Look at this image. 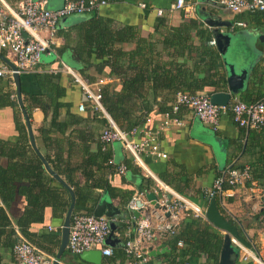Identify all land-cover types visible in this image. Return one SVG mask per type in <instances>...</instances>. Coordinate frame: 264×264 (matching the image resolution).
Here are the masks:
<instances>
[{"label": "crops", "instance_id": "1", "mask_svg": "<svg viewBox=\"0 0 264 264\" xmlns=\"http://www.w3.org/2000/svg\"><path fill=\"white\" fill-rule=\"evenodd\" d=\"M6 1L16 5L20 0ZM44 1L47 8L51 10L58 9L63 4V0ZM175 1L107 0L106 5L98 11L92 10L81 14L71 13L61 17L57 23V39L52 50L41 54L40 61L34 65L33 69L20 73L22 105L17 100L14 79L10 80L6 76H0V139L11 141L10 143L16 142L19 138L17 123H20L25 126L30 140L22 112V108H24L27 112L36 146L40 147L41 155L47 153V150L50 155H54L56 152L55 155L62 161L63 170V173L58 175L66 184H68L66 180L68 176L78 180L81 186L89 185L92 179H102L101 182H107L121 193L125 199L127 194L133 193L132 197H134L141 193L142 187L143 193L153 191V179L147 174L145 170L147 169L158 177L162 175L167 179V182H164L165 184L204 209L210 201L205 195V191L211 188L214 179L222 173L231 168H239L244 165H248L250 170L256 172L264 170V130L239 126L233 120L230 111L221 114L217 126L214 127L199 119L191 110L185 107H181L177 113L181 123H170L161 129L157 135L158 146L166 156L156 157L149 153L143 154L145 169L135 165L132 156L121 141L115 140L103 143L100 140V134L107 126L106 118L101 112L92 108L80 85L74 82L72 76L63 70L64 66H69L84 77L80 69L86 65L84 59L90 58L93 66L87 71L94 80L90 81L86 76L84 78L91 83H95L98 79H104L103 84H111L117 91H121V76H110L109 66L102 64L100 57H97L93 52L87 54L89 49L93 51L94 48L84 46L91 24L90 19L95 16L101 19L109 18L115 30L130 27L133 34L130 40L117 44L122 49H133L139 42L149 43L150 50L143 51L144 58L157 59L159 62H167L175 58V63H183L184 67L193 69L194 64L204 59V56L201 58L199 52L193 48L185 50L182 55L178 56V52L173 48L162 50L160 41L166 35L168 28L172 29V26H179L183 21L195 19L199 26L190 30L192 47H200V44L207 40L209 46L216 50L219 55L221 61L219 76H222L224 75L222 73L226 71L225 58L220 53L212 33L215 26H211L205 21V19H210L211 23L218 22L222 24L219 29L230 37L225 57L227 55V59L235 62L240 70H246V77L238 86L237 91L232 92L230 102L234 100L243 101L241 95L246 92L247 94L249 92L256 95L262 94V97H264V33L261 26L249 21L246 11L233 13L211 0H184L187 11L174 8ZM158 10L161 11V14L157 13ZM159 17L165 18L163 24H159ZM237 22H243L244 25H238ZM198 29H202V31L200 32ZM261 35H263V41L260 39ZM64 46L66 48L60 50ZM0 56H2L0 57V66L7 64L4 59L14 64L16 62L15 54L8 48L0 47ZM119 63H122V67L119 68L120 73L125 74L127 72L129 75L134 76L141 72V66L137 62L134 65L133 62L122 59ZM143 72L145 73V71ZM43 73H59L58 83L64 89L63 96L60 98V103L63 105L57 118L59 130L55 126L52 127L54 129L49 130V134L54 141L53 146L50 144L47 148H42L38 128L42 125L46 129L50 128V115L45 119L43 110L34 103L35 96L40 95L42 92L39 74ZM207 74L208 72H198L196 75L202 79ZM191 79H193V76ZM220 79L218 78V81L221 83L222 80ZM147 86L151 89L153 82L143 80L138 88L141 95L134 93L129 98V103L133 104L135 101L136 104L142 103L141 100L146 95L145 91L149 90ZM225 87L224 81V86L219 91L225 89ZM212 89L210 86H205L195 93H210ZM154 90L161 93L155 97L157 102L165 100L164 95H170L166 94L170 93V89L162 86H157ZM181 92L190 93L188 91ZM12 94L15 95L12 96ZM81 102L84 103V110L79 109ZM163 112L156 105H153L152 110L145 115V120L137 126L142 128L143 131H156L163 119ZM17 114L20 116L18 121ZM142 137V133H138L135 139L140 140ZM104 153L109 154V160H112L115 166L128 162L132 163L133 167L126 168L124 173H120L117 168L115 169V166L113 168L109 166L107 161L102 160L104 159L102 157ZM90 158L92 163L88 160ZM7 163L8 158L0 155V165L5 166ZM254 182V184L244 182L232 188H226L222 194L216 196V200L224 217L237 227L241 236L248 237L252 245L251 249L255 252L260 251L264 256V250H261L264 234V207H262L260 200L261 196L264 195V179L261 184ZM22 184L27 183L26 181L17 183V185ZM69 187L74 193L73 187ZM68 193L67 196H69L68 199L71 203V194ZM93 196L96 197V201L91 203L93 211L104 199L117 206L124 213V217H109L117 218L119 221L113 222L111 233L107 238L109 239L107 244L111 248H123V240L135 235L136 221L132 216L136 217L132 210L129 209L128 204L123 206L118 196L113 197L102 186L94 188ZM140 199L145 203L141 209L142 214L149 212L151 217L155 218V209L145 198V195ZM25 207V196L17 191L7 209L13 222L22 216ZM67 210L50 205L45 206L42 219L28 225V240L57 259L58 264H96L80 258V254L69 252L66 246L60 251L62 229ZM82 213L84 212L82 211ZM72 214L74 213L72 212ZM207 222L211 224L208 220ZM120 225L125 227L123 233L118 229ZM7 230L10 231V228H7ZM218 230L224 236L225 241L226 232L221 229ZM173 240L174 236H168L157 241L152 246L153 248L164 244L168 250L155 257L148 255V262L151 260L152 264H169L162 258V255L172 251L170 243ZM231 245L233 254L230 255V259L234 261L233 264H248L242 261L241 250L232 240ZM177 247L180 246L177 245ZM106 259V257H102L99 264H105L106 262L111 264ZM220 260L221 251L216 262H212L211 259L202 254L198 258L192 259L189 264H219ZM115 262L120 264L139 263L133 256L128 254L123 259L116 258ZM0 264H17L12 248L3 243H0Z\"/></svg>", "mask_w": 264, "mask_h": 264}, {"label": "trees", "instance_id": "2", "mask_svg": "<svg viewBox=\"0 0 264 264\" xmlns=\"http://www.w3.org/2000/svg\"><path fill=\"white\" fill-rule=\"evenodd\" d=\"M247 14L248 20L261 26L264 33V11L247 12ZM90 20L91 24L84 41V46L87 45L89 48L94 49L93 51L89 49L87 54L93 52L97 57H100L101 63L109 66L110 76L117 75L122 78L121 91H117L108 83L101 85L102 105L122 130H130L140 125L145 120V115L152 110L153 105H156L162 112L168 110L177 92L188 91L195 93L205 86H210L213 88L210 90V93H212L219 91L224 86L225 72L222 73L224 75L219 76L221 72L219 70L221 61L216 50L209 46L207 40L202 42L200 47H192L190 30L192 28H198L199 26L195 19L183 21L179 26H172V29L166 27L168 31L160 41L162 50L173 48L178 52V56L182 55L185 50L192 48L199 52L201 58L204 56V59L194 64L193 69L184 67L183 63H175V58L167 62H159L153 58H144L143 51L146 49L150 50L149 43L139 42L133 49H122L117 44L130 40L133 36L130 27L115 30L109 18L101 19L95 16ZM158 21L160 22L159 24H163L165 18L159 17ZM198 30L200 32L202 31V29ZM65 48V46L61 47L60 50H64ZM122 59L131 61L133 64L135 62L139 63L141 72L134 76L129 75L127 72L125 74L120 73L119 68L122 67V63H119V61ZM84 60L86 65L80 69V72L84 77L86 76L90 81H93L94 78L87 71L93 66V63L90 61V58H85ZM198 72H208V74L201 79L196 75ZM192 76L193 79L190 80ZM59 77V73L39 74V83L42 92L40 95L35 96L34 103L43 110L45 119L50 115L51 123L48 129L43 125L38 128L42 148H47L50 144L53 146L54 140H52L49 130L54 129L52 128L53 126L59 130L57 118L63 105L60 103V98L64 93V89L58 83ZM218 78H221V83L218 81ZM143 80H151L153 82L152 88L149 89L150 87L147 86L149 90L145 91L146 95L142 98V103L136 104L135 101L133 104H130L129 98L134 93L141 95L138 92V88L143 83ZM157 86L170 89V93H166L170 95H164L165 100L161 102L155 101V97L161 94L154 90ZM262 98H264L262 94L256 95L252 92H249V94L246 92L241 95V99L244 102H253ZM166 102L170 103L166 104ZM18 120H20L19 114H17ZM17 129L19 138L16 142L10 143L11 141L0 139V155L8 158L7 165H0V243L10 248H13L14 243L19 238L16 229H18L23 237L28 239V225L31 222H37L42 219L45 206L50 205L65 211L70 206L69 196H67L69 194L68 189L48 173L43 161L29 142L30 140L25 126L17 123ZM47 133L48 135H46ZM54 155L48 154L47 150V153L42 156L52 170L61 175L63 173L62 161ZM102 157L104 158L102 160L107 161L109 166H115L112 160H109L108 153L102 154ZM88 160L92 163L91 158ZM124 164L126 168L133 167L132 163L125 162ZM117 167L118 165L115 166V169ZM159 178L167 182V179L162 175ZM251 178L261 184L264 179V170L256 172L251 169ZM66 180L68 185L73 187L75 193L73 213L83 211L85 214H91L93 212V205L91 203L96 201V197L93 196L94 188L104 187L113 197L118 196L123 206H127L133 194H127L124 199L123 195L116 191L114 187L107 182H101L102 179H92V182L86 186H81L78 180L72 179L70 176ZM21 181H26L27 184L17 185ZM152 182L154 187L155 183L154 181ZM245 183L250 184V181H246ZM142 188L140 192L144 191ZM224 188H228V185L224 184ZM17 191L25 196L26 207L22 216L13 222L8 215L7 209ZM7 228H10V231ZM118 229L123 233L125 227H121L120 225ZM178 240L182 241V246L179 248L176 245ZM223 241L224 236L218 229L209 224L206 219L192 216L185 217L179 227L178 233L174 235L173 242L170 243L172 251L162 255V258L169 264H189L192 259L204 254L212 262H216ZM126 255L123 248H112V255L106 257V260L111 264H120L115 262L116 258L123 259ZM137 264H152V261L149 260V262Z\"/></svg>", "mask_w": 264, "mask_h": 264}, {"label": "built area", "instance_id": "3", "mask_svg": "<svg viewBox=\"0 0 264 264\" xmlns=\"http://www.w3.org/2000/svg\"><path fill=\"white\" fill-rule=\"evenodd\" d=\"M233 13L264 11V0H211ZM107 0H63L61 7L55 10L47 8L44 0H20L12 5L6 0H0V47L10 49L16 57V69L7 64L0 66V76H6L13 80L14 73H23L33 69L40 61L41 54L51 51L56 44L58 20L71 13H85L98 11L106 5ZM174 8L186 10L184 0H176ZM187 11V10H186ZM161 14V11H157ZM244 25L243 22H237ZM26 33V36L24 35ZM214 43V41H212ZM63 70L70 74L73 81L78 83L83 90L92 108L102 113L107 120V126L100 134L103 143L115 140L121 141L125 149L132 156L134 163L145 169L143 154H152L156 157H165L158 146L157 135L161 129L170 123L180 124L177 113L181 107L193 112L202 121L217 126L221 114L230 111L233 120L241 127L264 130V98L253 102L234 100L227 105L213 104L210 94L199 92L195 94L177 92L170 108L162 113L163 119L156 131H143L139 126L130 130H122L104 109L101 98V85L104 79H98L91 83L69 66ZM15 94H12L14 96ZM84 103L79 104V109L84 110ZM138 133L143 137L136 140ZM118 171L124 173L125 164L118 165ZM155 183L153 193L157 196L158 208L155 209V218L151 214L143 213L142 207H137V201L144 193L132 197L128 203L130 210L139 209L141 216L135 219V235L126 238L123 249L126 254L133 256L137 262L148 261V248L157 241L168 236H174L179 231L185 217H199L206 219L205 209L175 191L164 183L153 172L145 169ZM246 181L255 183L251 178V170L248 165L241 168H231L214 179V182L205 195L211 199L222 194L226 188H232ZM144 207V206H143ZM168 213V215H167ZM143 215V216H142ZM119 221L117 218H109L105 215L95 216L77 212L71 215L66 247L73 254L99 249L102 257L112 255V248L106 243L111 233V222ZM18 240L14 243L12 252L17 264H53L55 258L45 253L16 229ZM232 242L241 250L242 261L248 264H264V256L260 251H253L239 241ZM261 250H264V234L262 236ZM182 246V241H177ZM105 264H109L106 262Z\"/></svg>", "mask_w": 264, "mask_h": 264}, {"label": "water", "instance_id": "4", "mask_svg": "<svg viewBox=\"0 0 264 264\" xmlns=\"http://www.w3.org/2000/svg\"><path fill=\"white\" fill-rule=\"evenodd\" d=\"M205 21L208 22L211 26H215L212 30V33L216 39L217 47L220 53L224 55V58H225L224 64L226 66L225 74H227L225 75V84H226L225 89L210 93V101L213 104L227 105L231 101L232 92L237 91L238 86L241 85L242 80L246 77V70L244 69L240 70L237 67V64L235 62H231L230 60L227 59V55L225 57L227 44L229 43L230 37L219 29V26L222 24L218 22L211 23L210 19H205ZM24 35L26 36V33H24ZM260 39L263 41V35L260 36ZM4 60L7 62V64L12 69H16V66L14 63L8 61L7 59H4ZM13 79L16 84L18 103L22 105L21 89H20V74L14 73ZM22 112H23V116H24L28 131H29L30 144L32 148L35 150V152L39 155V157L43 161V164L46 170L53 177H55L59 182H61L69 190L71 194V203H70V206L68 207V210L65 216L64 226L62 229V239H61V244H60V251H61L65 248L66 243H67L69 224H70L71 214H72V210H73L74 202H75L74 193L71 190V188L68 186V184H66L63 181V179L55 171L52 170L48 162L41 155L39 149L37 148L35 144V141L32 135L31 126L28 120L27 112L24 108H22ZM144 195H145V198L150 202V204L154 208H158L157 196L155 195V193H153V191H145ZM260 200H261L262 207H264V195L261 196ZM144 204H145L144 201L141 199H139L136 203L138 208L143 207ZM132 213L134 214L136 218H139L141 216L139 209H132ZM93 214L95 216L105 215L107 217H115V216L124 217V213L117 206H115L111 202H108L104 199L101 201V203H99L94 208ZM205 217H206V220H208L213 226L226 232L225 241L223 243L222 250H221V260L219 264H233L234 263V261H231L230 259V255L233 254V249H232L233 247L231 245L232 239H235L239 241L240 243H242L243 245H245L246 247L251 248L252 245L248 237L241 236L239 234L237 227L232 222H230L228 219H226L224 215L220 212L218 205H217L216 197L211 198L208 205L205 207ZM112 225H113V222L110 223L111 227ZM108 240L109 239H106V243H108ZM148 250H149L148 255L151 257H155L156 255H159L168 249L166 248L164 244H162L158 246L157 248L149 247ZM80 258L86 261H91L93 263L99 264L101 263L102 255L99 249H93V250H88V251H84L80 253ZM53 264H58V260L55 259Z\"/></svg>", "mask_w": 264, "mask_h": 264}, {"label": "rangeland", "instance_id": "5", "mask_svg": "<svg viewBox=\"0 0 264 264\" xmlns=\"http://www.w3.org/2000/svg\"><path fill=\"white\" fill-rule=\"evenodd\" d=\"M233 16V15H232Z\"/></svg>", "mask_w": 264, "mask_h": 264}]
</instances>
